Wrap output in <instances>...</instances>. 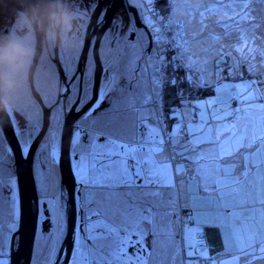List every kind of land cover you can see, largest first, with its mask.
I'll use <instances>...</instances> for the list:
<instances>
[{"label":"snow or ice","instance_id":"1","mask_svg":"<svg viewBox=\"0 0 264 264\" xmlns=\"http://www.w3.org/2000/svg\"><path fill=\"white\" fill-rule=\"evenodd\" d=\"M77 2L86 10L93 0ZM158 2L127 0L136 11L124 31L133 19L141 27L134 43L108 41L95 108L108 107L72 140L85 193L72 264H264V0H164L163 12ZM57 103L44 145L53 159ZM40 126H27L29 139ZM5 159L0 141V188ZM52 207L54 252L55 197Z\"/></svg>","mask_w":264,"mask_h":264},{"label":"rangeland","instance_id":"2","mask_svg":"<svg viewBox=\"0 0 264 264\" xmlns=\"http://www.w3.org/2000/svg\"><path fill=\"white\" fill-rule=\"evenodd\" d=\"M104 1H100L99 4L97 5L98 7L94 8L96 9L94 10V13L97 12V15L93 17L94 21H96L100 16V14L104 13L103 20L101 22L103 24V28H101L99 33H97L95 32L96 28L94 27L95 29L93 30V32L88 33V37L86 38L85 50L86 48L91 46L92 41H94L95 39L100 40L104 32H106L105 41H107L106 43L109 44L108 42L109 40H115L117 38L116 36L117 34L113 36V25L120 24V22L123 21V23L120 24V28L124 31L128 20L130 18L135 17L136 10L130 6L129 8L130 11L127 16L128 19L125 20L122 19L121 13H123L124 11V5L122 4L121 0H117L119 3L112 5L111 8L104 7L102 5ZM27 2L31 3V0H27ZM123 2L128 4L127 0H123ZM165 7L166 6L164 0H159L157 4V10L163 12ZM19 8H21L20 0H0V15H1L0 17H2L0 19L1 29L5 28L6 29L5 31L7 32L14 18L15 13ZM109 24L110 26H108ZM140 27H141L140 20L133 19L131 24V31L128 32L124 31L125 35L123 36L125 37V39L129 38V40H131L132 43L135 42V36L132 33ZM1 31L2 30H0V32ZM117 32L118 30H116V33ZM85 50H83L82 52L80 64L82 62L83 63L85 62V57H86ZM38 51H41L39 47V42L37 43V53ZM94 51L95 54L96 51L99 54L98 46L95 47ZM106 54H108V56H106L105 60L109 57L110 52L107 51ZM94 61L96 63V70H97L96 56L94 57ZM100 61H102L101 58ZM34 63L35 60L33 61V66ZM38 64H39V58L35 64L34 72H33L34 87L36 92L41 96L44 105H47L46 108L50 109L48 106L53 102V100L49 99L48 93L53 86L58 85V82L56 80L51 81L53 78L52 73H50V75L48 76L43 75L41 73H38L36 75L35 73H36V69L39 66ZM40 67H41V63L39 66V70ZM59 70L60 72L63 71L61 66L59 67ZM60 75L63 76V72H61ZM102 75L104 76L103 81H101ZM107 75L108 73L105 72L102 64V74L100 77V81L98 83L96 78L97 72L95 71V74L93 75L94 79H91V81L88 83L87 91L85 92L84 100L88 99V102L85 103L78 112L75 111V109L71 111L70 109L63 110L62 106L58 107L60 110V128L58 132L57 152L55 159H53L51 155L52 152L51 146L47 148L44 147V145L47 143L48 132H46V135L44 136L41 144L36 150L33 172H34V178H35L36 189L38 194L39 209H41V212L39 214V219L37 222V235L35 239V248L33 251V257H32L33 260L31 264H44L45 260L49 257L52 249V242L50 240V237L53 236L56 232V213L52 207L53 197H55L56 201H58L59 204L62 206L61 207L62 230L59 236V242L55 244V251L51 252V259L54 261V264H65L66 262L67 264H72V259H70V256H68V253L66 251L59 253L60 252L59 250L62 244L64 243V240H66L67 238L68 228H69L67 226V217L69 212L68 208L70 205L71 196L69 195L68 192V187H67L68 184L71 186H75V194H74L75 202H76L75 224L79 223V219L80 221H82V216H83L80 206L85 193H83V191L81 190V187L77 182L79 178L75 174L78 157L72 151V140L74 139L75 131L77 130L78 126L79 127L87 126L88 121L91 119L89 113H91L92 116H95L97 113L103 114V111L107 109L108 107L107 99H105L102 103H100L99 108H95V105L98 101L100 89L102 85L105 83V78ZM37 82H39V85L43 89L42 91L38 90L36 86ZM80 91L81 89L79 90L77 85L76 90H74V94ZM29 92L30 95L33 97L34 103L40 104V102L35 98L32 92V85L30 81H29ZM69 118H76V120L72 124H70L68 123V120L70 121ZM44 119H45V113L43 108V113L41 117V126L39 129L35 130L32 133L30 139L27 134V126L24 124L23 121H19L18 123L15 124L13 123L16 135L19 139L25 157H27L30 148L33 145V142L35 141L37 136L41 133L44 126ZM70 131L71 134H69ZM68 136L70 138L69 155L71 158V165H70L71 172L66 176V183H64L62 177V161L64 159L63 147H64V141ZM84 139L85 137L82 135L81 141H83ZM25 140L27 141V144L24 143ZM0 141L3 142V147L6 156L5 165H4V175H3L4 184L3 187L0 188V243H2L3 245V251L5 254V259L7 261V264H10L13 238L14 235L19 230V219L21 218V201H20V193L18 191L19 179L16 173V166H15L16 159L14 153L12 152L6 140V137L3 133L1 126H0ZM76 157L77 160H75ZM72 158H73V163H72ZM81 227H82V223H80V225H78L77 227L75 226L76 231L74 234V241H79L81 236L83 235V233L80 231ZM212 229L214 228L210 226H205L203 231L207 235L208 231ZM148 237L150 238L151 236ZM177 239L179 240V238ZM145 243L150 244L151 242L145 238ZM14 245H15V249L17 250L19 246V237H16ZM73 246L75 249V245ZM129 251L131 252L132 249H129Z\"/></svg>","mask_w":264,"mask_h":264},{"label":"clouds","instance_id":"3","mask_svg":"<svg viewBox=\"0 0 264 264\" xmlns=\"http://www.w3.org/2000/svg\"><path fill=\"white\" fill-rule=\"evenodd\" d=\"M84 20L65 0H21L9 29L0 34V124L23 121L32 126L41 121L47 105L34 103L29 92L37 43L42 55L54 48H66L78 33L83 38V29L77 26ZM61 94L56 85L48 96L54 101Z\"/></svg>","mask_w":264,"mask_h":264},{"label":"water","instance_id":"4","mask_svg":"<svg viewBox=\"0 0 264 264\" xmlns=\"http://www.w3.org/2000/svg\"><path fill=\"white\" fill-rule=\"evenodd\" d=\"M41 51H38L35 63L33 66V71L30 77V82L32 85V92L35 98L40 102L42 106H44L43 100L41 96L36 92L33 81V72L35 64L39 58V54ZM96 61H97V81L99 83L100 77L102 74V64L100 61V57L98 52L96 51ZM51 109L44 107L45 119L44 126L41 133L37 136L35 141L33 142L32 147L27 155L24 156L21 144L16 135L14 125L11 122H6L4 124H0L3 133L6 137V140L14 153L15 156V166L16 173L19 179V192H20V201H21V218H20V226L18 232L14 235L10 264H31L33 251H34V243L37 235V220H38V210H39V201L38 194L36 189V183L34 178V158L35 153L39 145L41 144L44 136L47 132V127L50 122V113ZM83 114V113H82ZM68 123L72 124L76 118H69ZM71 134V131L69 132ZM69 136L64 141L63 147V161H62V177L63 182L66 183V176L71 172V158L69 155L70 145H69ZM66 163V164H65ZM65 164V165H64ZM69 195L71 196L70 205L68 208V234L65 240L66 248L68 249V256L71 254L74 245V234L73 231L76 222V202H75V186L67 185ZM19 237V246L17 250L15 249V239ZM67 264V262L65 263Z\"/></svg>","mask_w":264,"mask_h":264},{"label":"flooded vegetation","instance_id":"5","mask_svg":"<svg viewBox=\"0 0 264 264\" xmlns=\"http://www.w3.org/2000/svg\"><path fill=\"white\" fill-rule=\"evenodd\" d=\"M100 1L104 0H93V2L90 4V7L88 9H84L80 6V3L77 2V0H65V3L72 8L74 11L77 13L83 15L85 17V20L82 24H79L77 27L80 28L82 27L83 29V38H80L79 33L77 34L76 37L73 38L70 46L66 48H54L50 53L40 55L39 57V66L41 63V67L39 70V66L36 69V75L38 73H41L43 75H50L52 73V80H56L58 82V85L60 86L62 90V94L57 98L58 103L56 104L55 107L62 106L63 110L70 109L71 111L75 109V111H79L80 108L88 102V99L84 100L85 97V92L87 91V87H85L84 83V76L87 74L88 81L90 82L91 79H94V74L96 71V63L94 61L95 57V47L100 45L98 47L99 49V55L102 60V64L105 61L107 51L110 52V47L109 44L106 43L105 41V34L106 32H102L103 35L101 36L100 40H96L95 37L94 41H92L91 46L88 47L86 51V57H85V62L80 64V59L83 50L85 49L86 46V37L89 32H93L95 29L94 27L99 26V28L96 29L95 32L99 33L100 28L103 27V24L101 23L103 20L104 13H101L100 16L96 21L93 19V14H94V8L98 7L97 5L99 4ZM123 1V0H121ZM21 2V0H20ZM36 0H31V3H35ZM119 3L117 0H105L102 5L106 8H111L112 5ZM124 3V2H123ZM121 11V10H120ZM1 16V15H0ZM122 19H128V11L124 10L123 13H121ZM130 16V15H129ZM2 17H0L1 19ZM92 26V28H91ZM121 28L118 29L117 32V38L119 39L121 43H132L129 38H126L124 36H120L119 33ZM0 34L6 33V29L0 27ZM123 31V30H122ZM123 33H125L123 31ZM124 35V34H123ZM96 43H99L96 45ZM134 43V42H133ZM95 46V47H94ZM94 47V49H93ZM94 52V53H93ZM94 61V63H93ZM89 65L91 67L89 68ZM62 67L61 72H63V76L60 75V70L59 67ZM104 69L106 68L105 65H103ZM67 68V69H66ZM67 71H65V70ZM106 72V71H105ZM104 75V73H103ZM101 78V81H103V76ZM65 76L71 77V79L66 78ZM59 78V80H58ZM48 79V78H47ZM78 85V89L81 91L74 94V90H76V86ZM38 90L42 91L43 89L39 85V82L36 84ZM69 98L71 102H69Z\"/></svg>","mask_w":264,"mask_h":264},{"label":"bare ground","instance_id":"6","mask_svg":"<svg viewBox=\"0 0 264 264\" xmlns=\"http://www.w3.org/2000/svg\"><path fill=\"white\" fill-rule=\"evenodd\" d=\"M122 2V4L124 5V10H127L128 11V13H129V8H130V5L129 4H126V3H123V1H121ZM97 15V12H95L94 13V15H93V17H95ZM108 26H110V24L108 25ZM96 29L97 28H99V26H96L95 27ZM101 28H103V27H101ZM100 28V29H101ZM103 30V29H102ZM120 31L123 33V31H122V29H120ZM124 35H125V33H124ZM87 37H88V35H87ZM86 37V38H87ZM97 45V44H96ZM98 46V45H97ZM99 47V46H98ZM87 49L88 48H86V50L85 51H87ZM40 55H41V53H40ZM95 56H96V54H95ZM41 57V56H40ZM102 62V61H101ZM75 160H77V157H76V159ZM72 163H73V158H72ZM61 176V175H60ZM18 191H19V188H18ZM20 193V192H19ZM40 212H41V209H39L38 210V214H37V216H38V219H39V214H40ZM38 221V220H37ZM80 223H81V221H80V219H79V223H77V224H75V226L77 227L78 225H80ZM19 226H20V219H19ZM67 226L69 227V223H68V217H67ZM146 239L148 240V241H152V238L150 237H146ZM218 242L216 243V247H218L219 245H220V241L219 240H217ZM151 244V243H150ZM149 244V245H150ZM34 248H35V243H34ZM73 250H74V246H73ZM73 250H72V252H71V254L69 255L70 256V259H72V256H73ZM60 252L59 253H61V252H67L68 253V249L66 248V244H65V240H64V243L62 244V246H61V248H60V250H59ZM32 260H33V258H32Z\"/></svg>","mask_w":264,"mask_h":264},{"label":"crops","instance_id":"7","mask_svg":"<svg viewBox=\"0 0 264 264\" xmlns=\"http://www.w3.org/2000/svg\"><path fill=\"white\" fill-rule=\"evenodd\" d=\"M220 241L219 236L216 234V230L212 229L209 230L207 233V243L211 246L213 250H218L220 248V245L216 247V243Z\"/></svg>","mask_w":264,"mask_h":264}]
</instances>
